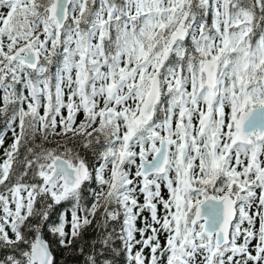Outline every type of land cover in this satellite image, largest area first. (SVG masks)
Wrapping results in <instances>:
<instances>
[{"label": "snow or ice", "instance_id": "snow-or-ice-1", "mask_svg": "<svg viewBox=\"0 0 264 264\" xmlns=\"http://www.w3.org/2000/svg\"><path fill=\"white\" fill-rule=\"evenodd\" d=\"M0 120V264H264V0H0Z\"/></svg>", "mask_w": 264, "mask_h": 264}, {"label": "trees", "instance_id": "trees-1", "mask_svg": "<svg viewBox=\"0 0 264 264\" xmlns=\"http://www.w3.org/2000/svg\"><path fill=\"white\" fill-rule=\"evenodd\" d=\"M2 123V120H0V125H2ZM6 135H10V133H6ZM10 142V140H6V145ZM0 153H2V149H0ZM60 212H68V218L70 219V206L67 204H61L56 206L55 209L52 210L51 221H55ZM117 232H119V228H117ZM44 235L50 241L54 239L46 231H44ZM95 235L96 232L92 228H89L86 233L87 241L91 242V240L95 238ZM114 246L118 251H123V241L118 237L114 240ZM53 250L56 255L58 264H78V261L80 260V257L76 255L74 251L61 249L55 243H53ZM116 264H127L126 258L123 255H117Z\"/></svg>", "mask_w": 264, "mask_h": 264}, {"label": "water", "instance_id": "water-1", "mask_svg": "<svg viewBox=\"0 0 264 264\" xmlns=\"http://www.w3.org/2000/svg\"><path fill=\"white\" fill-rule=\"evenodd\" d=\"M44 234V233H43ZM45 236V235H44ZM46 238V237H45ZM47 239V238H46Z\"/></svg>", "mask_w": 264, "mask_h": 264}]
</instances>
